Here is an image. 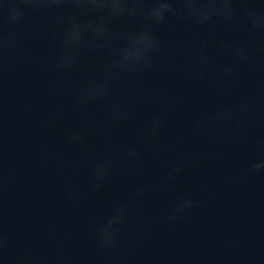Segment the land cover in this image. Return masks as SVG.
<instances>
[{
    "label": "water",
    "instance_id": "1",
    "mask_svg": "<svg viewBox=\"0 0 264 264\" xmlns=\"http://www.w3.org/2000/svg\"><path fill=\"white\" fill-rule=\"evenodd\" d=\"M127 3L0 2V264H264V0Z\"/></svg>",
    "mask_w": 264,
    "mask_h": 264
},
{
    "label": "clouds",
    "instance_id": "2",
    "mask_svg": "<svg viewBox=\"0 0 264 264\" xmlns=\"http://www.w3.org/2000/svg\"><path fill=\"white\" fill-rule=\"evenodd\" d=\"M2 2V0H0ZM90 5H93L97 8L107 9L112 14L124 15L126 12L128 14H134L138 9V4L129 5L127 0H87ZM166 5H161L160 7L151 8L146 14L145 17H159L162 12L166 9ZM215 8V7H209ZM230 8L221 7L220 11H225ZM201 14L205 17L208 15V11L206 9L200 10ZM10 16L12 20H16L19 17V12L16 7H12L10 10ZM140 40L132 39L130 42V49L126 50L127 56H141L143 55V51L140 48Z\"/></svg>",
    "mask_w": 264,
    "mask_h": 264
}]
</instances>
